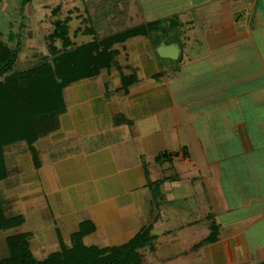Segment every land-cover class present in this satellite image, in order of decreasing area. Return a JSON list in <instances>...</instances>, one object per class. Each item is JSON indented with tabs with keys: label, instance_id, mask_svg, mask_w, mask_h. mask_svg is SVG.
<instances>
[{
	"label": "crops",
	"instance_id": "0c3cea01",
	"mask_svg": "<svg viewBox=\"0 0 264 264\" xmlns=\"http://www.w3.org/2000/svg\"><path fill=\"white\" fill-rule=\"evenodd\" d=\"M140 2L123 8V30L158 21L162 9L181 17L183 36L116 45V66L63 90L64 112L57 129L33 143L36 159L24 143L4 148L0 199L5 216L22 224L0 231V249L8 236L26 235L42 261L60 242L70 248L81 228L84 246L108 248L150 227L148 264L257 263L264 259V0ZM122 76H134L127 93ZM154 187L161 193L151 196ZM226 188L252 193L251 215L215 221L219 239L205 246L190 241L195 221L171 235L151 203L161 194L196 199L211 209L204 219H216L237 212Z\"/></svg>",
	"mask_w": 264,
	"mask_h": 264
},
{
	"label": "trees",
	"instance_id": "16d2710c",
	"mask_svg": "<svg viewBox=\"0 0 264 264\" xmlns=\"http://www.w3.org/2000/svg\"><path fill=\"white\" fill-rule=\"evenodd\" d=\"M29 0H21L22 6ZM69 19L55 25L48 35L50 60H42L26 69L16 70L17 54L2 40L0 29V182L6 178L4 148L24 143L33 158V143L57 129L58 117L64 112L63 90L82 79L92 78L102 70L116 66L115 46L136 37H146L161 21L121 30L104 39L74 45L69 37ZM91 29L86 34L93 35ZM60 42V47L54 46ZM134 76H122L121 89L128 92ZM157 185V184H156ZM211 219V218H210ZM22 224L21 217H6L0 199V231ZM83 227V226H82ZM210 234L199 246L213 244L219 239V226L212 222ZM83 228L72 237V246L60 242V250L44 260H36L26 235L8 236L5 243L8 257L0 264H143L141 252H154L150 227H144L126 245L120 247H86L82 244ZM264 264V259L254 263Z\"/></svg>",
	"mask_w": 264,
	"mask_h": 264
},
{
	"label": "rangeland",
	"instance_id": "374dc122",
	"mask_svg": "<svg viewBox=\"0 0 264 264\" xmlns=\"http://www.w3.org/2000/svg\"><path fill=\"white\" fill-rule=\"evenodd\" d=\"M142 1L148 3L150 0ZM143 2L140 3L142 4ZM155 6L156 4L153 7ZM136 7L137 0H29L23 6L21 0H0L2 40L16 51L15 69H26L42 60L51 59L48 35L53 33L57 23H62L65 19H69V37L74 45H81L92 41L94 38L104 39L126 28L121 23L123 8L132 10L136 9ZM155 13H160V16H155V18L157 17L161 24L157 26V31H153L149 35L154 37V34H156L161 39L169 40L175 38L179 41L183 36L180 33V25L178 26V23L182 22L181 17L162 14L167 13L163 12L162 9L161 12L159 10ZM182 24L185 29L186 26L184 23ZM89 29L94 32L93 35L86 34ZM54 46L59 48L60 42H56ZM159 193H161L160 187L158 189L154 187L150 191L151 196L159 195ZM233 194L227 189L225 199L228 206L237 208V212L222 213L216 219L215 217L212 218V216L204 219V216L211 209L201 207L203 204L197 202L196 199L185 198L174 201V199L170 200L168 196L163 197L161 194V197L159 196L160 199L156 200L153 198L151 203L153 206L158 207L159 220L164 224V229H171V235L181 234L180 231L184 230L190 231L188 221H195V225L193 224L195 230L188 234L191 237L190 241L193 242L204 240L208 237L204 238L207 233L206 228L210 231L209 225L212 222L215 223L216 221L223 224L232 221L231 219L233 218H239L240 220L249 218L250 212H252V201H249L252 198V193L241 191L237 195ZM206 224H208V227ZM260 225L264 226V222ZM249 230L247 237L252 244L251 224ZM5 245H3V250H5ZM187 245L189 244L187 243ZM3 250L0 249V260L8 257L6 252L2 253ZM143 252H141L142 261L143 264H146L148 256L144 260ZM34 258L36 259V257Z\"/></svg>",
	"mask_w": 264,
	"mask_h": 264
},
{
	"label": "water",
	"instance_id": "95a60500",
	"mask_svg": "<svg viewBox=\"0 0 264 264\" xmlns=\"http://www.w3.org/2000/svg\"><path fill=\"white\" fill-rule=\"evenodd\" d=\"M170 56H172V55H170Z\"/></svg>",
	"mask_w": 264,
	"mask_h": 264
}]
</instances>
